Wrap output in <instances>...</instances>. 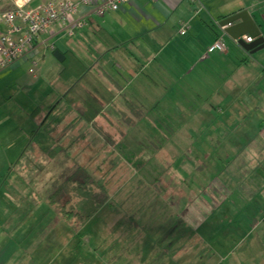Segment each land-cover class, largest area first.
Returning a JSON list of instances; mask_svg holds the SVG:
<instances>
[{"label":"rangeland","instance_id":"obj_1","mask_svg":"<svg viewBox=\"0 0 264 264\" xmlns=\"http://www.w3.org/2000/svg\"><path fill=\"white\" fill-rule=\"evenodd\" d=\"M42 2L33 0L28 9ZM73 40L66 34L62 42L70 41L71 47ZM57 46L61 47V43ZM47 57L53 61L45 64V77L49 74V79L40 82L39 78H34L30 74V63H23L16 73L0 79V118L4 116L2 111H8L9 118L13 116L22 123L28 122L25 121L27 115L37 120L49 116L46 106L55 103L58 93L68 84L56 80L59 64L50 52ZM27 82L36 84L26 88ZM48 82L53 85L49 86ZM255 86L257 88L258 84ZM261 86L264 87V81ZM6 99L12 102L3 108L1 104ZM259 99L257 92L255 100ZM63 108L57 105L33 143L48 142L51 138L43 135L49 131L54 137L62 136L60 129L66 130L68 121L53 131L49 125ZM214 112L218 118L209 124L196 121V125L183 127L185 133L176 132L171 142L161 136L158 141H148L147 137L140 140L138 136L132 142L130 135H120L114 130L109 137L114 142L110 140L108 145L97 136L94 127L79 121L78 128L72 127L75 132L71 133L72 129L68 132L74 137L76 133L86 132V136L78 138L73 145V152H78L77 164L87 165L90 158L98 155L109 157V161L100 168H91L90 173L77 165L79 171L88 172L96 183L82 189L69 185L64 193L63 187L70 181L80 183L82 178L81 174L74 178L69 177L73 173L63 174L62 168L72 154L71 149L54 152L46 142V159L40 158L42 154H37L34 148L28 149L30 151L23 153L13 168L16 171L29 168V179L34 177L35 185L45 184L41 192L43 195L46 192L48 200L45 208L41 206L34 215L26 217L25 223L19 222V229L15 230L29 240V244L23 246L24 252L33 251L31 257L35 261L40 257L41 264H214L215 248L223 251L245 239L248 245H240V251L251 249L257 264H262L258 262L264 258V187L256 188L263 181L256 176L259 174L256 167L264 160V107L247 110L235 106L220 119ZM235 112L245 116L233 120L235 118L230 117ZM29 128L34 130L36 126ZM128 128L132 129L131 135H140L141 130L145 132L141 126ZM153 128L160 133L173 130L162 125ZM258 137L263 139L258 143L261 153L249 152L251 142ZM65 141L63 138V143ZM67 143L65 146L69 145ZM163 146L166 150L149 162L150 155ZM143 163L150 164L145 168ZM76 168L72 164L73 171ZM2 171V181H10L12 174H7L3 168ZM103 195L106 199L102 202ZM63 196L72 205L74 216L66 217L50 203L52 198ZM71 205L65 210H71ZM27 256L25 253L21 256L24 264H33V259ZM232 262L236 263L235 257Z\"/></svg>","mask_w":264,"mask_h":264},{"label":"crops","instance_id":"obj_2","mask_svg":"<svg viewBox=\"0 0 264 264\" xmlns=\"http://www.w3.org/2000/svg\"><path fill=\"white\" fill-rule=\"evenodd\" d=\"M32 1H28L24 8L28 9ZM50 1L54 0H43L38 6ZM14 9H16L14 0L0 1V36L6 32L2 13ZM243 11L251 14L264 34L263 0H128L121 4L117 11L103 18L89 15L87 20L93 21V27L88 26L75 31L71 36L74 39V45L71 47L70 41L62 42L67 34L66 29L69 27L62 21L35 40L32 51L39 58L37 79L39 78L41 82L50 78L49 74L45 77L47 71L44 70L47 61L53 62L47 57L50 52L59 64L56 80L64 81L68 86L63 92L58 93V100L55 103L49 107L46 106L48 113L46 111L44 113L46 112L49 116L45 118L37 120L36 117L27 115L25 121L28 122L22 123L15 120L13 116L9 118L8 111H2L4 116L0 118L2 128L0 134V264H24L25 259L21 258L24 253L33 259V264H41L38 262L40 257L37 261L31 257L33 251L24 252L23 246L28 245L29 240L26 235L16 234L15 230L19 229V222L25 223L26 217L34 215L41 206L45 208V202L48 199L46 192L45 195L41 192V187L45 188V184L35 185L32 182L34 177L29 179V168L23 167L16 171L13 166L23 153L30 151L28 150L30 148H34L37 154H42L40 158H47L45 155L47 140L43 143L37 141L33 143V139L41 133L42 126L49 121L50 114L58 104L63 105L64 108L51 120L49 127L53 131L67 121L68 126L66 130L59 128L61 137L60 135L54 137L50 131L43 136L51 138L47 143L50 149H55L54 152L68 147L71 149L72 154H69V160L64 162L62 168L63 174L73 173L69 177L79 173L77 165L80 168L85 167L89 173L92 168L91 163L83 166L77 164L78 152H73V145L78 138L86 136V132L76 133V137L68 133L71 132L72 127L78 128L79 121H85V124L94 127L97 136L103 138L108 145L113 141L109 137H112L114 130H118L120 135L122 133L130 135L132 142L138 136L140 140L147 137L148 141L151 139L158 141L161 136L166 142H171L176 132L177 134L185 133L184 128L173 129L169 131L170 133H160L153 126L186 127L196 125V121L209 124L211 120L218 118L215 117L214 111L219 114L220 119L235 106L247 110L264 107V105L259 106L264 103V99H261L264 95V87L261 86L264 81V49L253 55L247 53L237 41L232 40L225 33L220 25L225 19ZM88 13H91L90 9L81 8L79 14ZM77 18L73 16V20ZM98 27L110 34L113 39L111 44L106 45L94 34L95 28ZM182 27L187 30L185 36L180 35ZM246 37L251 36L243 37L244 41ZM220 38L226 44V51L209 53L208 49ZM58 43H61V47L57 46ZM55 50L62 53L69 52L70 57H75L77 63L86 68V74L90 73L87 74L90 85L93 83L92 78L101 80L103 89L96 93L98 99L87 97L88 101H81L77 105L69 102L66 96L76 86V78L83 73L74 60L68 63V70H66L64 64L54 56ZM32 54L1 70L0 79L16 73L23 63L31 64ZM31 84L27 82L24 86L30 88L36 83ZM255 84H258L257 88ZM48 85L52 86L53 82H48ZM93 87L96 88L95 85ZM257 92L260 103L255 100ZM3 102L1 106L4 108L12 101L6 99ZM98 105H102V113L95 116L93 120H88L87 114L82 118L84 112L91 111ZM193 108L196 111L191 113ZM244 116L235 112L230 118L239 120ZM29 126H36L37 129L32 130L33 128ZM135 126L144 127L145 132L141 130L140 135L137 133L131 135L132 129L128 127ZM123 127L128 130L125 131ZM74 132L72 129L71 133ZM12 133L13 135H10ZM63 138L69 143L68 146H65V142L63 143ZM164 150H166L165 146L152 156L150 155L149 162H153ZM86 152L89 153V149ZM134 158L137 159V157ZM51 159L48 160L49 164ZM92 159L93 157L90 158ZM72 164L76 168L74 171ZM149 164L142 165L148 168ZM2 168L7 171V174H12L10 181H2ZM142 172H144L143 169ZM263 187L264 180L256 186V188ZM70 188L77 189L79 186L77 182L72 181ZM64 200L63 196L61 199L55 197L53 201L57 207ZM240 245L248 244L245 239H241L234 245H229L227 247L229 251L227 248L223 251L215 248L216 262L214 264H230L233 257L236 263L231 264L239 262L257 264L256 258L251 255V249L245 248L241 252ZM258 263L264 264V258Z\"/></svg>","mask_w":264,"mask_h":264},{"label":"built area","instance_id":"obj_3","mask_svg":"<svg viewBox=\"0 0 264 264\" xmlns=\"http://www.w3.org/2000/svg\"><path fill=\"white\" fill-rule=\"evenodd\" d=\"M30 0L16 2V9L2 13V20L6 25V32L0 36V71L12 66L26 55L32 54L35 40L51 31L58 22H66L68 35L87 26V18L96 16L103 18L117 11L121 4L128 0H54L33 9H25ZM81 8H88L91 13L80 15ZM90 15V16H89ZM73 16L78 17L73 20ZM187 30L182 27L180 34L186 35ZM246 43H252L253 38L246 37ZM226 44L218 39L208 49L209 53L225 52ZM34 53V52H33ZM30 74L37 78L39 58L32 54Z\"/></svg>","mask_w":264,"mask_h":264},{"label":"trees","instance_id":"obj_4","mask_svg":"<svg viewBox=\"0 0 264 264\" xmlns=\"http://www.w3.org/2000/svg\"><path fill=\"white\" fill-rule=\"evenodd\" d=\"M93 25H94L93 21H89L88 22V20H87V26L86 27H88V26L89 27L90 26L93 27ZM94 31H95L94 34L99 38L100 41H102L106 45H109V44L112 43L113 39H112L110 34L105 29H103L101 27H98V28H95ZM53 54L62 64H64V66L66 67L65 68L66 70H68L67 65H68V63L71 60L76 61L75 57H70L71 54L69 52L68 53H62V52H58V51L55 50L53 52ZM76 65L78 66V68H80V70H81V72L83 74L76 78L77 79L76 86H74L72 88V90L70 91V93L66 96V97L69 98V102L77 105V103H80L81 101H88V98L98 99V94H96V93H98V91H101L103 89L101 80L98 79V78L96 80L92 78V82L93 83L90 85L89 80H88V75H87V74H90V73L86 74V71H87L86 68H84L79 62L77 63V61H76ZM94 85L96 86V88L93 87ZM193 110H191V113H194L196 111L195 108H193ZM100 113H102V105L101 106L100 105L96 106L91 111L84 112V115H82V118H84L85 114H87L86 118L88 120H93L95 118V116H97ZM172 128L178 130L180 128L182 129L183 127L176 125V126H172ZM261 141H263V139L261 137H258V139H256L253 143L250 144V152L251 153H254V154L261 153L259 145H258V143L261 142ZM104 157H105L104 155H99L94 160H90L89 161V164L91 163L90 166L92 168L93 167H99V168L102 167L103 164H105L107 161H109V157L108 158H104ZM256 169H257V172L259 173L256 176H259L260 178H262L264 180V160H263V162L259 163V165L256 167ZM105 173H106V171H105ZM78 174H81L79 176L82 177V178H80V180H81L80 183L77 182V180H75L73 182H77V185L79 186L80 189L87 188V186L96 183L94 181H91V179H90L91 177H90V175L88 173H83V172L79 171ZM102 174H104V173H102ZM84 175H86V176H84ZM74 176H77V175L74 174L72 177L74 178ZM71 182L72 181H70V183ZM70 183H68L66 185V187H63L64 189H66V190L63 189V193L65 191H68L69 187H67V186H69ZM85 185H87V186L85 187ZM61 192H62V190H61ZM52 199H55V197L52 198ZM52 199L50 200V203L51 204H55V202ZM105 199L106 198L103 195V197L101 198V201L103 202ZM61 205L62 204L59 203L58 206H57V208L60 209L59 212L63 213L66 217H68L69 215H72V216L75 215V212L73 211L72 206H71V210H65L66 206L69 205L68 201H64V206L62 205L63 209H61Z\"/></svg>","mask_w":264,"mask_h":264},{"label":"water","instance_id":"obj_5","mask_svg":"<svg viewBox=\"0 0 264 264\" xmlns=\"http://www.w3.org/2000/svg\"><path fill=\"white\" fill-rule=\"evenodd\" d=\"M17 2L18 0H14ZM224 28L225 33L238 44L244 51L253 55L264 49V34L261 27L254 21L253 17L248 11H243L220 23ZM251 36L254 42L246 43L243 39L245 36Z\"/></svg>","mask_w":264,"mask_h":264},{"label":"bare ground","instance_id":"obj_6","mask_svg":"<svg viewBox=\"0 0 264 264\" xmlns=\"http://www.w3.org/2000/svg\"><path fill=\"white\" fill-rule=\"evenodd\" d=\"M20 2H24V0H19Z\"/></svg>","mask_w":264,"mask_h":264}]
</instances>
